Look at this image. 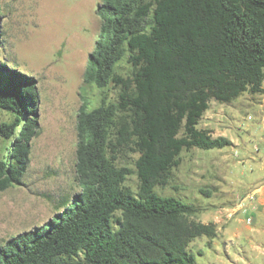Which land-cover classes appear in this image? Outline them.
Segmentation results:
<instances>
[{"label": "trees", "instance_id": "trees-1", "mask_svg": "<svg viewBox=\"0 0 264 264\" xmlns=\"http://www.w3.org/2000/svg\"><path fill=\"white\" fill-rule=\"evenodd\" d=\"M95 15L103 40L77 91L78 190L46 223L0 245V264H195L189 245L215 237V225L195 220L200 207L155 189L171 182L183 151L231 145L198 127L210 101L262 92L264 0H100ZM123 58L127 77L116 72ZM33 80L0 64V111L12 119L0 123L8 150L0 192L28 166L38 129ZM129 153L136 192L119 162Z\"/></svg>", "mask_w": 264, "mask_h": 264}, {"label": "rangeland", "instance_id": "rangeland-1", "mask_svg": "<svg viewBox=\"0 0 264 264\" xmlns=\"http://www.w3.org/2000/svg\"><path fill=\"white\" fill-rule=\"evenodd\" d=\"M98 3L100 0H0V15L5 20H14L8 29L14 32L12 40H17L12 46L1 39L0 64L32 77L38 98V129L29 141L26 171L19 184L0 192V245L18 233L46 223L78 190L75 117L80 102L77 91L88 54L97 40H103L95 15ZM130 71L123 58L116 72L127 77ZM108 94L114 98L116 90L110 88ZM261 95L243 93L227 104L210 101L207 116L203 114L198 127L207 129L213 138H226L231 145L218 150L183 151L171 182L155 191L162 196H176L200 209L220 201L223 191L235 184L236 158L250 155L257 161L264 158V128L258 122L259 117L246 109L254 97L261 96L264 100V94ZM11 121L9 114L0 111V123ZM19 128L15 127V136ZM238 137L240 144L235 155ZM7 151L0 137V157ZM135 159L136 155L129 153L119 161L131 171L124 186L133 192L138 189ZM237 167L238 172L250 173L249 165ZM195 241L201 243L202 249L200 254L194 249L197 244L191 243L188 247L195 264H215L218 259H226L223 251L217 255L203 240ZM216 246L222 250L221 243L215 242Z\"/></svg>", "mask_w": 264, "mask_h": 264}, {"label": "crops", "instance_id": "crops-1", "mask_svg": "<svg viewBox=\"0 0 264 264\" xmlns=\"http://www.w3.org/2000/svg\"><path fill=\"white\" fill-rule=\"evenodd\" d=\"M11 19L5 20L4 16L0 15V27L5 44L15 46L17 40L14 38L12 40L14 32L8 29L14 22L10 21ZM8 37H11L10 43ZM261 88L262 92L259 95L264 94V80ZM261 96L251 99L252 101L246 104V109L259 117L258 122L264 128V100ZM206 116L205 112L204 117ZM239 144L240 137L235 138V153ZM239 165H249L250 173L238 172ZM248 217L251 218L250 223L246 221ZM195 220L215 225V237L195 239L203 240V244L213 248L217 255L221 254V251L224 252L226 259H218L215 264H264V158H258V161L252 155L236 158L235 184L223 191L220 201L201 206ZM195 240L192 243L197 246L193 248L198 249L201 254L202 249L199 248L201 243ZM215 242L222 244V250L219 246L215 247Z\"/></svg>", "mask_w": 264, "mask_h": 264}, {"label": "built area", "instance_id": "built-area-1", "mask_svg": "<svg viewBox=\"0 0 264 264\" xmlns=\"http://www.w3.org/2000/svg\"><path fill=\"white\" fill-rule=\"evenodd\" d=\"M235 154H236V153H235ZM246 221H247L248 223H250V222H251V218L248 217V218L246 219Z\"/></svg>", "mask_w": 264, "mask_h": 264}]
</instances>
